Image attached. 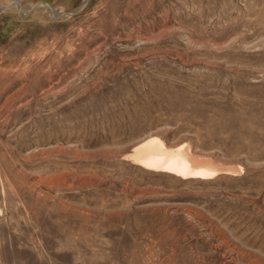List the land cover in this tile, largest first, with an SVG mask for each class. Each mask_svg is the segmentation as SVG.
<instances>
[{"label":"rangeland","instance_id":"rangeland-1","mask_svg":"<svg viewBox=\"0 0 264 264\" xmlns=\"http://www.w3.org/2000/svg\"><path fill=\"white\" fill-rule=\"evenodd\" d=\"M0 264H264V0H0Z\"/></svg>","mask_w":264,"mask_h":264},{"label":"bare ground","instance_id":"bare-ground-1","mask_svg":"<svg viewBox=\"0 0 264 264\" xmlns=\"http://www.w3.org/2000/svg\"><path fill=\"white\" fill-rule=\"evenodd\" d=\"M189 147L187 144L169 146L162 138L151 136L137 144L129 157L147 169L168 171L183 177L212 178L223 170H234L192 154Z\"/></svg>","mask_w":264,"mask_h":264}]
</instances>
